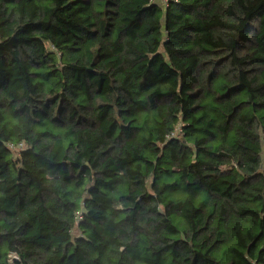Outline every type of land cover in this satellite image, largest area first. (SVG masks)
Instances as JSON below:
<instances>
[{
  "label": "trees",
  "instance_id": "16d2710c",
  "mask_svg": "<svg viewBox=\"0 0 264 264\" xmlns=\"http://www.w3.org/2000/svg\"><path fill=\"white\" fill-rule=\"evenodd\" d=\"M0 264H264V0H0Z\"/></svg>",
  "mask_w": 264,
  "mask_h": 264
},
{
  "label": "rangeland",
  "instance_id": "374dc122",
  "mask_svg": "<svg viewBox=\"0 0 264 264\" xmlns=\"http://www.w3.org/2000/svg\"><path fill=\"white\" fill-rule=\"evenodd\" d=\"M23 82V80H21L19 83H22Z\"/></svg>",
  "mask_w": 264,
  "mask_h": 264
},
{
  "label": "built area",
  "instance_id": "2783aa9c",
  "mask_svg": "<svg viewBox=\"0 0 264 264\" xmlns=\"http://www.w3.org/2000/svg\"><path fill=\"white\" fill-rule=\"evenodd\" d=\"M165 0H163V2H164Z\"/></svg>",
  "mask_w": 264,
  "mask_h": 264
}]
</instances>
